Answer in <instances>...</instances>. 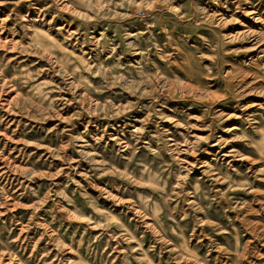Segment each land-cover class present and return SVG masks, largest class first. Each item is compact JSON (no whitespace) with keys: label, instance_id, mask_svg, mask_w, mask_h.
<instances>
[{"label":"rangeland","instance_id":"obj_1","mask_svg":"<svg viewBox=\"0 0 264 264\" xmlns=\"http://www.w3.org/2000/svg\"><path fill=\"white\" fill-rule=\"evenodd\" d=\"M245 3L0 0V264H264Z\"/></svg>","mask_w":264,"mask_h":264},{"label":"bare ground","instance_id":"obj_2","mask_svg":"<svg viewBox=\"0 0 264 264\" xmlns=\"http://www.w3.org/2000/svg\"><path fill=\"white\" fill-rule=\"evenodd\" d=\"M238 4V3H237ZM235 4V5H237ZM247 4L245 3V7L242 8L240 5L237 7V19L235 21H238L239 19V24L244 26V29L234 31L228 35L229 42L235 43L240 40L244 41V39H252L254 41L255 46H257V49H259L262 44L264 43V33H261V28H264V12L261 11L260 9H256L251 6H246ZM249 5V4H248ZM260 5V4H259ZM217 21L219 22H224L223 24H227L230 21H225L222 19L220 16V19ZM233 23V22H232ZM218 25V23H217ZM256 27L260 28L257 29ZM257 29L258 31H256ZM263 32V31H262ZM245 86V85H244ZM228 116V115H227ZM229 117V116H228ZM232 130V129H231ZM191 148V147H190Z\"/></svg>","mask_w":264,"mask_h":264}]
</instances>
